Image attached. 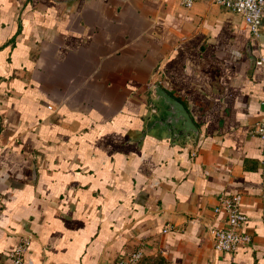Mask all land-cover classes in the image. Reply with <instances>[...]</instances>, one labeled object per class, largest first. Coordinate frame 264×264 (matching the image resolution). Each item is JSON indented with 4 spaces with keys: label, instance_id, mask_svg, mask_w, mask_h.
Listing matches in <instances>:
<instances>
[{
    "label": "crops",
    "instance_id": "0c3cea01",
    "mask_svg": "<svg viewBox=\"0 0 264 264\" xmlns=\"http://www.w3.org/2000/svg\"><path fill=\"white\" fill-rule=\"evenodd\" d=\"M196 138L147 129L152 85ZM264 10L259 33L219 4L0 0V264H264ZM252 241L217 251L220 195ZM170 229L163 232V226Z\"/></svg>",
    "mask_w": 264,
    "mask_h": 264
},
{
    "label": "built area",
    "instance_id": "2783aa9c",
    "mask_svg": "<svg viewBox=\"0 0 264 264\" xmlns=\"http://www.w3.org/2000/svg\"><path fill=\"white\" fill-rule=\"evenodd\" d=\"M197 1L219 4L240 14L251 30L257 34L259 33L264 0H181L188 7ZM262 103L264 105V99ZM250 131L264 138V112L252 124ZM219 198L220 203L215 207V210H223L224 216L215 224H209L207 231L212 237L215 250L229 252L235 250L239 245L250 243L252 235L244 227L247 216L243 209L241 193H224ZM169 229L170 225L165 224L162 231L166 232ZM31 241V234H22L9 251L6 260L1 264H25ZM145 249L143 244H138L136 247L122 252L116 258L114 264H140L146 254Z\"/></svg>",
    "mask_w": 264,
    "mask_h": 264
},
{
    "label": "water",
    "instance_id": "95a60500",
    "mask_svg": "<svg viewBox=\"0 0 264 264\" xmlns=\"http://www.w3.org/2000/svg\"><path fill=\"white\" fill-rule=\"evenodd\" d=\"M152 93L146 111L147 129L154 127L187 140L196 138L198 127L183 102L159 82L152 85Z\"/></svg>",
    "mask_w": 264,
    "mask_h": 264
}]
</instances>
